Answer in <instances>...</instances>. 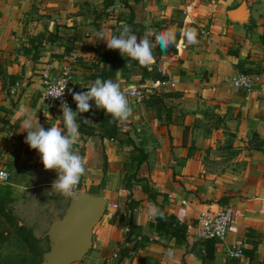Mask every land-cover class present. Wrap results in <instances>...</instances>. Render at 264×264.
Masks as SVG:
<instances>
[{"label":"crops","instance_id":"0c3cea01","mask_svg":"<svg viewBox=\"0 0 264 264\" xmlns=\"http://www.w3.org/2000/svg\"><path fill=\"white\" fill-rule=\"evenodd\" d=\"M239 7L237 17L232 11ZM132 12L155 33H176L179 22L183 28L177 53L165 52L148 65L168 84L145 74L120 51L131 71L110 79L129 90L148 87L147 98L163 94L167 109L157 111L129 96L132 114L117 118L118 133L106 151L95 102L90 101L89 112L78 114L74 147L86 152V162L94 155L103 166L106 156L108 160L106 171L92 174L90 182H100L106 172L113 179L125 173L140 180L105 195L92 194L118 205L92 227V258L96 264H107L106 259L117 264H203L186 245L170 249L173 238L157 233L150 222L162 204L189 224L193 238V223L201 212L234 205L241 211L239 224L231 227L216 259L207 264H264V75L251 91L232 85L238 72L264 69V0H0V169L11 174L12 196L22 197L30 187L31 175L22 165L40 155L25 143L24 121L33 128L40 123L64 131L61 107L42 97L43 72L56 75L70 66L88 91L104 69L100 55L108 50L97 32L102 30L105 38L119 36ZM189 30L195 32V43L187 40ZM203 30L209 31L208 38ZM50 34H55L54 41ZM86 34L90 37L84 44ZM71 44L75 48L65 53ZM70 107L77 109L76 103ZM87 118L92 122L80 121ZM92 127L97 128L93 134ZM97 165L98 159L92 170ZM131 196L140 201L133 211L126 205ZM248 231L261 238L254 255L232 257L231 243L252 247L246 241ZM127 238L126 244L138 249L120 261L118 242Z\"/></svg>","mask_w":264,"mask_h":264},{"label":"clouds","instance_id":"9594fccd","mask_svg":"<svg viewBox=\"0 0 264 264\" xmlns=\"http://www.w3.org/2000/svg\"><path fill=\"white\" fill-rule=\"evenodd\" d=\"M105 36L102 30L97 32L98 39L107 41L108 49H118L121 55L137 60L143 66L153 62L154 48L159 46L161 51H167L176 43L175 33L171 29L159 33L145 30L138 36L131 25H123L119 36L114 35L111 38ZM187 40L189 43L196 42L194 30L188 31ZM87 88L88 91L81 92L69 89L77 105L76 111H73L68 102L62 99L66 86H53L46 94L47 97L61 99L64 131L56 126L45 129L40 123L33 128L29 120L23 123L27 131L25 143L30 148L38 150L45 170H55L58 174V178L52 183V190L72 199L78 197L77 186L86 173V161L74 149L79 141L78 114L90 111L92 108L90 101H94L97 108L106 110V113L113 118L127 119L132 114L129 89L122 88L119 82L97 78ZM83 122L88 124L92 121L84 119ZM4 175L5 173L0 172V177ZM155 214L154 209L153 215ZM159 215L162 217L163 213L160 212Z\"/></svg>","mask_w":264,"mask_h":264},{"label":"rangeland","instance_id":"374dc122","mask_svg":"<svg viewBox=\"0 0 264 264\" xmlns=\"http://www.w3.org/2000/svg\"><path fill=\"white\" fill-rule=\"evenodd\" d=\"M77 83L80 92L83 91L84 87H82V83L78 78ZM74 149L82 158L86 154L79 147H74ZM92 158L86 162V173L81 177L77 186L79 195L76 199L64 197L52 190V183L58 178V174L55 170H45L41 157L37 153L34 159L31 158V162H25L26 165H22L25 171H28L31 175V185L22 197L15 198L12 196L10 180L8 183L0 184V230L8 228L12 232L10 238L4 244L5 247L0 249L6 250L3 254L9 251L14 254V264L16 261H19L18 264L21 263L17 256L29 247L39 251V254L41 253L42 259L37 264L51 263L50 254L54 247L60 244V241L53 237V231L60 226H69L68 211L72 202L84 198L86 194L105 195L109 190H118L121 185L127 186L130 183L134 185L140 181L128 178L125 173L115 175L113 179L110 178L111 174L106 172L103 179L100 182L98 181L99 183L96 181L90 182L89 178L100 171L101 175L102 168L104 170L105 166V163L104 166L101 164L102 158L99 159L95 155ZM97 159V168L100 170H97V168L92 170L95 168ZM116 208L111 206L108 210L112 211ZM1 209L4 210L6 215L2 214ZM95 250L93 238L89 248L83 251L79 257H62L59 264H96L97 261L92 258ZM106 263L117 264L116 261L109 262L107 259Z\"/></svg>","mask_w":264,"mask_h":264},{"label":"trees","instance_id":"16d2710c","mask_svg":"<svg viewBox=\"0 0 264 264\" xmlns=\"http://www.w3.org/2000/svg\"><path fill=\"white\" fill-rule=\"evenodd\" d=\"M106 1L108 2V4H112L113 2H115V0H106ZM124 25H131L133 31L138 34H143V32L147 30L145 24L135 18L134 12L131 13L130 19L126 20ZM182 28H183V23L182 22L177 23L176 33H175L176 42L180 39ZM54 36L55 34H50L48 36V39L50 40ZM51 41L54 40L51 39ZM261 41L264 44V32L261 34ZM74 48H75L74 44L67 45L65 49V53H70ZM177 51L178 48L176 47L175 44L171 45L167 49V51H161L159 46H157L156 48L153 49V56L155 57V59L158 60L160 56L165 52L177 53ZM127 59L128 57H122L119 55L118 49L116 50L108 49L107 51H105L100 55V62L104 63V69L102 70L101 75H99V77H96V79L100 78L102 80H109L117 77L119 73L121 77H126L128 75V72L131 71L127 65ZM136 63L144 71L145 74H149L154 79H160V80L166 79L164 75L157 73L154 68L149 69L148 66L141 65L137 60ZM108 64H110V66L108 70H106L105 67ZM256 72H261V70ZM11 83H15V80L13 79ZM144 101L147 102V107L149 108L154 107L157 111L168 108V106H166L164 102V95L160 93H153L149 96V98H146ZM80 121L83 122V120ZM98 123H99V127H101L102 129L100 130L99 133L102 135L104 139L105 142L104 150L106 151L107 142H109V140L111 139L116 138L117 136L118 119L113 118L111 115L107 114L106 110L99 109ZM96 130L97 128L92 127L90 133L93 134ZM107 161L108 160L106 156L104 171H106ZM139 203H140L139 200H136L131 196L128 197L126 205L127 208H129V210L133 211L139 205ZM1 212H3L2 214H4V210L1 209ZM160 212L163 213L162 217L159 215ZM195 223H193V225ZM149 225L151 227H154L157 233L173 238L172 245L168 246L170 249L173 247L186 245L187 251L191 255L199 257L202 260L203 264H207L208 262L214 261L216 259L218 246L221 243H223L222 240L216 237L207 238V239H201L197 237L191 238V234L189 232V224L179 219L175 214L168 213L164 205L162 204L159 205L157 214L155 215L154 220L151 221ZM11 234L12 232L9 231L8 228L0 230V248L5 247L4 244L6 241H8ZM144 239L146 242L150 241L149 237H145ZM127 241H129V238H127V240L123 242L122 241L118 242L120 261L129 257L132 254V251L138 249L137 245L128 246L126 244ZM246 241L248 244L252 245V247L243 246L245 254L249 257H252L255 253V249L261 243V238H257L256 233L252 231H248ZM4 251L6 250L0 249V264H14L13 263L15 260L14 254H12V252L10 251L6 252V254H3ZM17 257L18 259H20L21 262L20 264H37L42 259L41 253L39 254V251H36L31 247H29L27 250L22 252L21 255L18 254ZM18 262L19 261H16L15 264H18Z\"/></svg>","mask_w":264,"mask_h":264},{"label":"built area","instance_id":"2783aa9c","mask_svg":"<svg viewBox=\"0 0 264 264\" xmlns=\"http://www.w3.org/2000/svg\"><path fill=\"white\" fill-rule=\"evenodd\" d=\"M202 34L208 38L209 31L203 30ZM90 37L89 34H86L84 39V44L87 43V39ZM74 41V39H72ZM97 48V45L93 46ZM264 75V69L261 72H238L232 79V85L235 90H245L251 91L260 81L261 77ZM169 82L165 79L162 80L161 84L166 85ZM42 97L48 102L60 106L61 99H53L52 97H47L46 94L53 87L66 86L64 95L62 97L63 100H66L69 106H72L76 102L73 100L71 92L69 89L80 92L75 71L72 67L67 66L64 67L61 72L53 75L47 71L43 72L42 75ZM172 85H174L172 83ZM130 97H132L136 102L142 103L148 96V89L145 87H132L130 90ZM0 172L5 173L3 177H0V184L8 183L11 177L10 172L7 169H0ZM118 207L117 204H109V207ZM241 217V211L234 205H228L225 208L218 211H203L197 217L196 223L194 224V237L207 239L216 237L226 241L230 229L232 226L239 224ZM229 253L232 257L238 259H244L246 257L243 245L238 242L231 243L229 247Z\"/></svg>","mask_w":264,"mask_h":264},{"label":"water","instance_id":"95a60500","mask_svg":"<svg viewBox=\"0 0 264 264\" xmlns=\"http://www.w3.org/2000/svg\"><path fill=\"white\" fill-rule=\"evenodd\" d=\"M233 15L238 17L242 9H234ZM108 212V199L86 194L84 198L72 202L68 216L69 226L54 229L53 237L60 241L50 254L51 263L59 264L62 257L77 258L91 244L92 227Z\"/></svg>","mask_w":264,"mask_h":264}]
</instances>
